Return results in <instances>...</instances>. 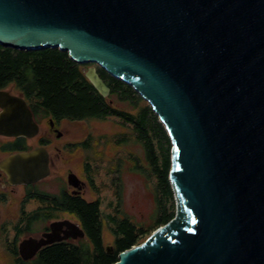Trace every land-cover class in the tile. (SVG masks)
I'll return each mask as SVG.
<instances>
[{"label":"water","instance_id":"95a60500","mask_svg":"<svg viewBox=\"0 0 264 264\" xmlns=\"http://www.w3.org/2000/svg\"><path fill=\"white\" fill-rule=\"evenodd\" d=\"M0 44L66 51L108 97L100 67L164 124L175 217L114 264H264V0H0ZM0 102L1 131H38L23 98ZM11 163L12 179L50 172L41 149Z\"/></svg>","mask_w":264,"mask_h":264},{"label":"trees","instance_id":"16d2710c","mask_svg":"<svg viewBox=\"0 0 264 264\" xmlns=\"http://www.w3.org/2000/svg\"><path fill=\"white\" fill-rule=\"evenodd\" d=\"M85 67L86 64L74 61L68 52L59 48L27 51L0 44V86L15 83L24 91L28 89L38 108L42 107L45 113L56 119L80 121L117 116L133 128L146 149L147 160L157 180L155 225L147 228L129 217L109 215L114 224L115 241L108 247L103 236L100 200L70 198V210L78 213L91 237L93 249L88 245H54L43 250L41 262L33 264H114L122 251L145 241L176 214L174 191L169 179L172 142L164 124L150 105L134 113L114 107L86 77ZM98 71L110 86L111 94L117 93L120 99L135 105L144 100L130 85L100 67Z\"/></svg>","mask_w":264,"mask_h":264},{"label":"flooded vegetation","instance_id":"af4514ba","mask_svg":"<svg viewBox=\"0 0 264 264\" xmlns=\"http://www.w3.org/2000/svg\"><path fill=\"white\" fill-rule=\"evenodd\" d=\"M2 93L19 96L26 101L25 109L31 112L38 131L35 134H8L0 130V264L41 262L43 250L59 244L67 247L88 245L93 249L91 237L78 213L69 207L70 198L96 201L84 196L86 181L74 169L79 149L86 141L75 138L69 130L64 131V123L70 120L56 119L45 113L42 107L38 108L28 89L24 91L10 83L0 86V95ZM4 111L5 107L0 102V117ZM36 149L48 155L49 175L37 181L12 179L8 170L12 165L11 158ZM60 165L63 171L55 176V189L48 183L55 171H60ZM70 176L79 178L82 189L71 183ZM56 223L59 231L54 234L55 241L42 244L36 251L22 250L29 241L47 240ZM75 225L84 231L83 236L74 230Z\"/></svg>","mask_w":264,"mask_h":264},{"label":"rangeland","instance_id":"374dc122","mask_svg":"<svg viewBox=\"0 0 264 264\" xmlns=\"http://www.w3.org/2000/svg\"><path fill=\"white\" fill-rule=\"evenodd\" d=\"M91 65L86 64L85 71ZM108 99L114 107L132 113L150 105L145 99L135 105L120 99L117 93L110 94ZM63 129L88 143L79 149L74 169L86 181L84 196L101 202L105 244L110 247L115 241L114 224L109 215L129 217L138 225L153 227L157 213V180L147 160L146 149L133 128L117 116H110L70 120L64 123ZM61 166L48 183L55 189V176L62 173Z\"/></svg>","mask_w":264,"mask_h":264}]
</instances>
